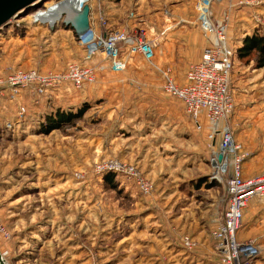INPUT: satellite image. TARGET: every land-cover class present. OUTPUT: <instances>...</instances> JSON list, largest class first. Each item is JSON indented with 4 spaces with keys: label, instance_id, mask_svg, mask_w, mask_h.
<instances>
[{
    "label": "rangeland",
    "instance_id": "374dc122",
    "mask_svg": "<svg viewBox=\"0 0 264 264\" xmlns=\"http://www.w3.org/2000/svg\"><path fill=\"white\" fill-rule=\"evenodd\" d=\"M92 1L95 29L100 14L117 27L110 14L132 20L130 13L141 16L148 4ZM40 5L0 30L1 75L17 69L59 73L70 62L83 63L85 48L64 19L53 28L33 21ZM245 6L252 9L244 28L228 35L236 50L245 36H264V4ZM151 37L156 53L160 36ZM136 58L124 71L106 70L81 89L63 83L43 95L0 96V222L8 232L0 231V251L11 264H223L211 230L226 208L229 174L215 175L209 122L195 126L182 100L166 90L167 70L155 55L152 61ZM232 74L236 109L228 122L243 145L249 178L264 170V67L256 68L255 57L236 55ZM22 106L27 113L19 125ZM52 109L78 117L41 132ZM28 123L31 135L22 130ZM256 200L241 229L264 253ZM184 236L194 240L193 248H186ZM193 252L205 258L192 260Z\"/></svg>",
    "mask_w": 264,
    "mask_h": 264
},
{
    "label": "built area",
    "instance_id": "2783aa9c",
    "mask_svg": "<svg viewBox=\"0 0 264 264\" xmlns=\"http://www.w3.org/2000/svg\"><path fill=\"white\" fill-rule=\"evenodd\" d=\"M222 0H196L194 9L197 13L195 22L208 39L202 59L190 65L187 82L178 85L169 72H165L166 90L180 98L187 114L198 129L203 127V120L209 122L208 146L213 151L210 160L216 177L226 175L227 202L223 217L217 220L212 230V237L217 242V251L223 264H254L262 254L261 247L252 240L241 241L238 232L242 227L244 211L252 199L264 201V170L254 177H244L243 164L245 152L243 145L236 141L228 122L235 109L232 92V72L236 50L229 45V17L222 21L214 18L213 4ZM241 5L257 6L264 0H238ZM36 2L32 8H35ZM85 5H90V24L84 31H77L78 41L85 48L83 63L70 62L63 72L42 73L37 69H17L7 74H0V96L8 100L18 98L24 89H30L38 95L47 93L50 88L63 83H70L76 89L93 83L106 70L121 72L127 68L128 61L134 55H141L152 61L155 55V40L148 37L143 28H113L109 20L100 14V29H95L94 4L92 0H54L42 3L33 12V21L53 28L57 23L78 16ZM63 7V8H62ZM13 18L14 20L19 18ZM130 17H135L131 12ZM98 56L100 59H97ZM27 113L25 106L18 112L19 125ZM15 123H10V127ZM18 126V125H17ZM11 127V128H12ZM217 146L216 150H214ZM146 190L147 182L141 183ZM0 231L7 230L0 222ZM186 248L191 249L195 242L184 236Z\"/></svg>",
    "mask_w": 264,
    "mask_h": 264
},
{
    "label": "crops",
    "instance_id": "0c3cea01",
    "mask_svg": "<svg viewBox=\"0 0 264 264\" xmlns=\"http://www.w3.org/2000/svg\"><path fill=\"white\" fill-rule=\"evenodd\" d=\"M151 1H155L154 3H160L161 6H152ZM195 1L196 0H148L149 5H142V8L147 5V10H145V12H142L143 14L141 16L139 13H137V17H133L135 19L131 18L132 20H130L129 18L121 17L118 19L120 21L119 22L116 17L113 18L114 16L112 17V14H110L111 22L116 23L118 26L116 27L112 23H110V25L113 28H143L147 31L148 37L150 39L152 38V35L157 33L160 38L159 45L157 46L155 53V62L158 64V66L165 68V70L170 73V75L174 78V81L178 85H184L187 82V72L190 65L193 63H197L202 59L203 50L208 44L207 38L204 34H202L199 25L195 22L197 15L194 9ZM250 9H252V7L239 4L238 0H222L221 2H214L213 4L214 18L219 22L225 18L226 13L230 15H228L229 36L240 32L244 28L245 19L247 18L246 14L248 11H250ZM241 43L242 42L240 41L237 45V48L241 45ZM231 47L235 49L234 46ZM135 56H137L136 59L140 58L142 59V61H145L143 56L139 54L134 55L132 58H134ZM132 58H130L128 64H131V61H133ZM232 82L234 83L233 74ZM127 83L129 86H135V82L133 80H129ZM87 85L88 84H86L85 86ZM135 89L138 90L137 88ZM234 91L236 93V88L233 90V92ZM23 92L27 93L31 92V90L24 89L22 93ZM135 92H137L138 94L145 93L144 91ZM22 93L19 97L22 96ZM181 118L183 119V117ZM30 125L32 124H25L22 128V130H26L28 132V135H31L29 134V131L31 129L33 130V128L30 129ZM178 125L179 122L175 123L174 129H176ZM32 127L34 126L32 125ZM256 202L258 207H254V216L258 226L263 227L261 237H264V201L256 200ZM247 208L245 210H247ZM215 222L216 223L213 226L212 230L217 225V221ZM241 228H243V222ZM238 238L241 241L251 240V238H246L243 235L242 229L238 232ZM204 258L205 256L203 253L193 252V257L191 259L203 260ZM185 259H187V257L183 258V262L186 261ZM254 264H264V253H262L255 260Z\"/></svg>",
    "mask_w": 264,
    "mask_h": 264
},
{
    "label": "trees",
    "instance_id": "16d2710c",
    "mask_svg": "<svg viewBox=\"0 0 264 264\" xmlns=\"http://www.w3.org/2000/svg\"><path fill=\"white\" fill-rule=\"evenodd\" d=\"M4 27L6 26H2L0 30ZM236 53V55H239L242 59L255 57L256 68L264 67V36L259 34L245 36L243 42L237 48ZM76 117H78L77 114L67 112L65 109H52L51 112L45 116L44 121L39 125L38 130L41 132H50L53 129L60 127L62 123L72 121ZM109 180L112 182V176H109Z\"/></svg>",
    "mask_w": 264,
    "mask_h": 264
},
{
    "label": "water",
    "instance_id": "95a60500",
    "mask_svg": "<svg viewBox=\"0 0 264 264\" xmlns=\"http://www.w3.org/2000/svg\"><path fill=\"white\" fill-rule=\"evenodd\" d=\"M41 0H0V28L9 26L13 18L24 9L32 7ZM77 31H84L90 24V5H85L78 16L66 19ZM0 264H11L10 260L0 251Z\"/></svg>",
    "mask_w": 264,
    "mask_h": 264
},
{
    "label": "bare ground",
    "instance_id": "6f19581e",
    "mask_svg": "<svg viewBox=\"0 0 264 264\" xmlns=\"http://www.w3.org/2000/svg\"><path fill=\"white\" fill-rule=\"evenodd\" d=\"M42 2H43V0L38 1V3H37L36 5H40V4H42ZM62 8H63V7H62Z\"/></svg>",
    "mask_w": 264,
    "mask_h": 264
}]
</instances>
